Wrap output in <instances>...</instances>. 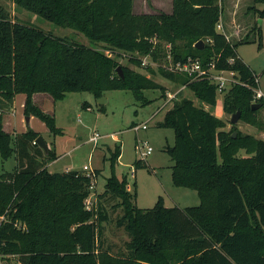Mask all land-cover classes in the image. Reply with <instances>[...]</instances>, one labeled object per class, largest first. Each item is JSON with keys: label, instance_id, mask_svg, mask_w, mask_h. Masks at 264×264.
Instances as JSON below:
<instances>
[{"label": "trees", "instance_id": "16d2710c", "mask_svg": "<svg viewBox=\"0 0 264 264\" xmlns=\"http://www.w3.org/2000/svg\"><path fill=\"white\" fill-rule=\"evenodd\" d=\"M13 2L111 49L157 60L162 42H167L175 63L192 59L234 71L238 81L225 91L224 111L240 110L243 121L258 125L252 104H264V97H255L259 76L237 51L241 42L251 40L234 41L218 30L220 0H172L170 13L139 14L133 11L134 0ZM248 9L264 19V0H253ZM255 31L261 46L260 21ZM200 40L204 43L198 46ZM163 74L186 84L210 107L217 103L214 83L173 71ZM158 87L97 48L13 20L0 5V106L25 94L26 115L40 118L53 134L63 130L55 116L34 103L35 93L62 100L69 92L90 91L99 98L106 90L126 89L148 104L145 90ZM163 110L158 125L175 131V143L166 148L174 161L173 183L196 190L197 206L168 207L160 196L152 208H140L127 176L116 173L122 153L117 145L109 158L112 173L105 190L88 207L92 177L77 170L49 171L47 163L58 158L55 149L46 153L32 128L14 136L5 131L0 111V155L7 160L15 154L17 159L13 171L0 175V256H19V264H264V138L244 133L236 124L227 129V120L187 97L167 101L150 120ZM107 195L122 208L117 223L130 236L127 253L104 247L109 215L101 199Z\"/></svg>", "mask_w": 264, "mask_h": 264}, {"label": "rangeland", "instance_id": "374dc122", "mask_svg": "<svg viewBox=\"0 0 264 264\" xmlns=\"http://www.w3.org/2000/svg\"><path fill=\"white\" fill-rule=\"evenodd\" d=\"M220 1L228 37L234 41L247 37L251 40L241 42L237 51L259 76L258 89L264 92V19L262 23L260 22L263 43L259 46L260 39L259 35H256L255 26L257 27V21H261V18L248 9L253 4V0ZM0 5L5 7L13 20L43 29L54 36L97 48L116 58L121 64L151 78L159 86L145 90V96L151 100L148 104L137 100L131 90H106L103 94L105 111L101 109L99 98L90 91L69 92L62 100H55L49 93H37L34 103L55 116L57 126L63 130L62 134L56 135L35 115H29L30 124L27 123L26 95L20 93L16 95L12 103L0 106V111L4 113V130L13 136L28 128L39 132L49 148L55 149L58 154V159L46 165L51 172L68 170L85 172V165L94 171L98 170L89 202H94L97 195L104 192L106 180L112 173L109 158L116 146L120 145L122 153L116 165V173L119 177L127 176L129 190L136 192L135 201L140 208H152L160 196L168 207L199 205L200 197L196 190L176 186L173 183L171 166L174 161L166 148L175 143V131L171 127L158 125V121L165 115V110L160 111L154 119L150 120V118L168 101L170 95L175 99L187 97L196 105L210 109L216 116L227 120L226 128L229 129L233 125L231 122L233 114L224 111L225 93L218 92L217 103L210 107L208 103L201 102L186 84L167 78L163 70L173 71L168 68L173 59L171 43L162 42L164 51L162 49L158 59L154 60L150 55L108 48L106 43L93 41L79 30L58 25L33 11L19 7L13 0H0ZM172 7V0H134L133 11L137 14L159 11L170 13ZM218 30L225 33L222 28ZM131 59L140 60V64ZM143 60H146L145 64ZM89 106L90 109H88ZM256 111L258 125L247 123L240 118L236 126L244 133L264 138V104L260 105ZM142 123H147L148 127L146 129L133 127ZM95 133L101 135L97 144L90 141ZM143 142L153 147V152L145 159L141 158L142 151L139 148V144ZM239 154L244 156L246 152L241 150ZM137 160L143 164L137 166L135 163ZM16 166L15 154L7 160L0 155V175L4 171H13ZM101 202L109 215V220L104 223V247L109 248L113 253H127V242L130 236L125 228L117 223L123 214L122 208L118 206L119 200L107 195L101 199ZM18 257L16 255L0 256V264H19Z\"/></svg>", "mask_w": 264, "mask_h": 264}, {"label": "built area", "instance_id": "2783aa9c", "mask_svg": "<svg viewBox=\"0 0 264 264\" xmlns=\"http://www.w3.org/2000/svg\"><path fill=\"white\" fill-rule=\"evenodd\" d=\"M217 28H223L222 23L217 25ZM227 35V34H226ZM228 36V35H227ZM146 63V60H143V64ZM171 66L168 67L169 69L173 71H178L179 73L188 74L191 76L192 80H208L211 83H214L217 86V92L225 93L232 85L233 83L237 82V78L235 77V72L231 70H225V69H218L215 65V63H208L207 65H203L199 60H192L189 59L187 62H171ZM229 72V74L227 73ZM259 87V86H258ZM255 88V97L261 98L264 97V92L259 88ZM171 97L168 99H175L170 95ZM167 102V101H166ZM135 129H146L147 123L142 124H136L133 126ZM101 135L99 133H95L91 138L90 141L97 144L99 138ZM139 148L142 151V157L145 159V157L148 154H151L153 152V147L149 145L147 142H143L139 144ZM139 158V159H141ZM85 173L92 177V185L91 189L93 188L94 181H96V174L94 169H91L89 166H84ZM90 198V197H89ZM87 199L88 207H90L92 202H89L90 199ZM91 201V200H90Z\"/></svg>", "mask_w": 264, "mask_h": 264}, {"label": "water", "instance_id": "95a60500", "mask_svg": "<svg viewBox=\"0 0 264 264\" xmlns=\"http://www.w3.org/2000/svg\"><path fill=\"white\" fill-rule=\"evenodd\" d=\"M260 22L262 23V19H261ZM203 43H204L203 40H200V41L197 43V45L199 46V44H203ZM200 47H202V46H200ZM117 69H118V71L120 72V74L123 76L124 73H123V69H122V67H121V66H118ZM98 101H99V103H100L101 105H104V104H105V97H103V96L99 97ZM259 106H260V104L257 103V102H254V103L252 104V108H253V109H257ZM240 118H241V111L238 110L236 113H234V114L232 115L231 122H232L233 124H236V123H238V121L240 120ZM27 123L30 124V117H29V116H27ZM234 136H236V132L234 133ZM36 142H37V143L43 148V150H44L46 153H48V151H49V146H48V143L46 142V140L44 139V137H43L42 135H39V136H38Z\"/></svg>", "mask_w": 264, "mask_h": 264}, {"label": "crops", "instance_id": "0c3cea01", "mask_svg": "<svg viewBox=\"0 0 264 264\" xmlns=\"http://www.w3.org/2000/svg\"><path fill=\"white\" fill-rule=\"evenodd\" d=\"M171 1V0H170ZM223 17H222V20H221V23H222V26H223V30H224V32H225V30H226V22L224 21V23H223ZM262 22H263V20H262ZM226 34H227V32H225ZM237 33V32H236ZM228 35V34H227ZM36 95H37V93H35L34 95H33V100H35L36 101ZM35 97V98H34ZM25 101H26V96H25ZM91 107L89 106L88 107V109H90ZM49 146V145H48ZM58 159V158H57ZM55 161V160H54ZM53 161V162H54Z\"/></svg>", "mask_w": 264, "mask_h": 264}]
</instances>
